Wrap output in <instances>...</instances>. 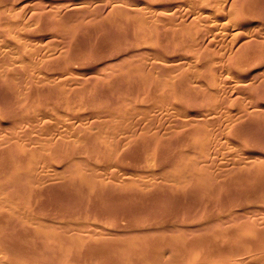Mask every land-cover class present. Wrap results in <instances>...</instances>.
Returning a JSON list of instances; mask_svg holds the SVG:
<instances>
[{
  "label": "rangeland",
  "instance_id": "1",
  "mask_svg": "<svg viewBox=\"0 0 264 264\" xmlns=\"http://www.w3.org/2000/svg\"><path fill=\"white\" fill-rule=\"evenodd\" d=\"M238 2L0 0V129L10 137L17 133L21 145L14 139L13 146H21L15 155L22 157L9 158L11 148L0 132V150L8 149L0 151L7 156L0 157L7 164L1 162L0 171L10 162L29 165L0 174V264H98L96 258L133 264L140 257L146 264H199L207 238L226 251L229 238L237 239L235 244L250 238L236 251L251 250L252 238L264 250V53L257 49L264 44V0ZM227 21L234 26L226 27ZM246 46L258 50L253 49L258 59L246 54ZM63 124L74 126L67 130ZM130 130L134 136L137 130L135 137L126 134ZM35 161L39 173L30 167ZM6 185H22L28 193L18 187L12 193ZM218 231L225 233L220 243L227 248L218 247ZM6 233L16 235L12 242L1 241ZM142 241L163 255L153 259ZM95 243L105 254L100 248L92 253ZM128 253L133 258L127 259ZM158 257L171 259L158 262Z\"/></svg>",
  "mask_w": 264,
  "mask_h": 264
},
{
  "label": "bare ground",
  "instance_id": "2",
  "mask_svg": "<svg viewBox=\"0 0 264 264\" xmlns=\"http://www.w3.org/2000/svg\"><path fill=\"white\" fill-rule=\"evenodd\" d=\"M236 1H237V0H236ZM239 1L241 2V1H244V0H239ZM240 2H238V3H240ZM66 4H67V3H66ZM67 5H68V4H67ZM69 5H70V4H69ZM215 5H216V4H215ZM218 5H219V3H218ZM218 5H217V6H218ZM64 6H65V5H64ZM220 6H221V5H220ZM65 7H67V6H65ZM68 7H69V6H68ZM207 8H209V7H207ZM219 8H220V7H219ZM219 8H218V9H219ZM238 8H239V7H238ZM235 9H237V7H235ZM208 11H209V10H208ZM222 12L224 13V11H222ZM211 13H212V12H211ZM211 13H210V14H211ZM224 15H225V14H224ZM231 15H234V14L231 13ZM209 16H210V15H209ZM239 19H240V18H238V21H240ZM227 20H228V19H227ZM230 20L232 21V19H230ZM234 20H235V19H234ZM228 21H229V20H228ZM228 21L224 23V24H226V27L231 26L232 23L234 24V21H233L232 23H231V21H230L231 24L229 23L230 25L227 26ZM235 22H237V19H236ZM233 24H232V26H234ZM239 24H240V23H239ZM242 26H244V25H241V27H242ZM261 28H262V27H261ZM224 29H225V27H224ZM262 29H263V28H262ZM256 30H257V31H260V29H256ZM256 30H255V31H256ZM255 31H254V33H255ZM263 31H264V29H263ZM260 32H261V31H260ZM254 33H253V34H254ZM255 34H256V36H257V35L259 34V32L255 33ZM255 34H254V36H255ZM261 34H262V32L259 34V38H260V35H261ZM263 34H264V32H263ZM256 36H255V38H256ZM251 37H252V36H251ZM257 37H258V36H257ZM261 37H262V35H261ZM262 38H264V36H263ZM257 39H258V38H257ZM253 40H254V38H253ZM255 40H256V39H255ZM249 41H251V39H249ZM252 42H253V41H252ZM255 43L258 45V44L260 43V41H259V43H257V41H255ZM255 43H254V42L252 43L253 46L255 45ZM249 44H250V43H249ZM250 46H252V45H250ZM250 46H249V47H250ZM258 46H259V48L256 46L257 49H260L261 52L264 53V51L261 49L262 47H264V44H263V45H260V44H259ZM260 46H261V47H260ZM247 48H248V47L246 46V49H247ZM246 49H245V50H246ZM253 49H255V48H253ZM253 49L251 48V50H250V49L248 48V50H250V51L246 50V51H245V52H247L246 54H247V55H248V54L251 55V53H252V55H253V52H254ZM252 51H253V52H252ZM255 51H258V50L255 49ZM239 52H240V51H239ZM243 52H244V51H243ZM257 54H258V56H259V54H261V53L259 52V53H257ZM244 55H245V53H244ZM247 55H246V56H247ZM252 55H251V57H250L251 59H253L252 57H256V58L258 59V57L256 56V52H254V55H253V56H252ZM262 55H263V54H262ZM262 55H261V56H262ZM248 56H249V55H248ZM259 57H260V56H259ZM244 58H245V57H244ZM244 58H243V60L246 61V63H247V61H249V60H247L249 57H247V59H244ZM239 59H241V61L243 62L242 58H239ZM239 59H237V60H239ZM259 59H260V58H259ZM262 59H264V55H263V58H262ZM250 61L252 62L253 60H250ZM250 61H249L248 63H251ZM254 61H255V60H254ZM233 63L235 64L236 62L234 61ZM243 63H245V62H243ZM243 63L240 62V64H243ZM248 63H247V64H248ZM238 64H239V63H238ZM240 64H239V65H240ZM242 66H244V64H243ZM242 66H241V67H242ZM245 66H246V65H245ZM233 78H234V77H233ZM235 80H236V79H235ZM241 85H242V84H241ZM263 88H264V87H262L261 89L263 90ZM261 89H260V91H261V93H263L264 90L262 91ZM258 92H259V91H258ZM262 95H264V94H262ZM25 98H26V97H25ZM32 98H33V97H32ZM60 98H63V97H60ZM60 98H59V99H60ZM30 99H31V97L29 98V100H30ZM72 100H73V99H72ZM19 103H20V102H19ZM69 103H70V101H69ZM20 104H21V103H20ZM69 106H70V105H69ZM27 107H28V106H27ZM70 107H72V106H70ZM200 112H201V111H200ZM202 112H203V111H202ZM208 112H210V111H208ZM213 112H214V111H213ZM213 112H211V113H213ZM202 114H203V113H202ZM202 114L200 113V115H202ZM206 114H207V113H206ZM206 114H205V115H206ZM46 115H47V114H46ZM46 115H45V116H46ZM89 115H90V114H89ZM89 115H86V116L88 117ZM208 115H209V114H207V116H208ZM211 115L214 116V115H216V113H215V114H211ZM86 116H84V117H86ZM48 117H51V116H48ZM80 117H81V116H80ZM46 118H47V117H46ZM74 118L76 119L77 116L74 117ZM90 118H91V117H90ZM93 118H96V117H93ZM204 118H205V116H204ZM210 118H211V117H210ZM81 119H83V117H81ZM144 119H145V118H144ZM144 119H140V120H144ZM205 119H206V118H205ZM213 119H214V118H213ZM78 120H79V119H78ZM78 120H77V122H78ZM83 120H84V119H83ZM140 120H139V122H141ZM147 120H148V119H147ZM147 120H144V121L149 122V121H147ZM153 120H154V119H153ZM153 120H152V122H153ZM201 120H202V119H201ZM203 120H204V119H203ZM79 121H81V120H79ZM208 121H209V120H208ZM215 121H216V120H215ZM68 122H69V121H68ZM142 122H143V121H142ZM142 122H141V123H142ZM202 122H203V121H202ZM202 122H201V123H202ZM205 122H206V120H205ZM69 123H71V122H69ZM73 123H74V122H73ZM80 123H81V125H83L82 123H84V122H80ZM104 123H106V121L103 122L102 124H104ZM141 123H140V125H141ZM149 123H150V125H152L151 122H149ZM149 123H147L148 126H150ZM213 123H215V122L213 121ZM66 124H67V123H66ZM99 124H100V123H99ZM99 124H96V126H98ZM102 124L99 125V126H103ZM107 124H108V122H107ZM142 124H143V123H142ZM144 124H145V123H144ZM154 124H155V123L153 122V125H154ZM156 124H157V123H156ZM202 124H203V123H202ZM207 124H208V122H207ZM207 124L204 123L205 126H206ZM17 125H18L17 122L15 123V126H14V124H13V126L15 127L14 130L19 129V128H18L19 125H18V126H17ZM63 125H64V124H63ZM63 125H62V126H63ZM71 125H72V124H71ZM71 125H70V127H69V125H68V126L66 125L67 127H69V128H66V129L68 130V129H70L71 127L73 128L74 125H72V126H71ZM75 125H76V123H75ZM77 125H79V122L77 123ZM77 125H76V126H77ZM81 125H80V126H81ZM86 125H87V124H85V126H86ZM90 125H91V124H90ZM104 125H105V124H104ZM111 125H112V124H111ZM111 125H110V126H111ZM137 125H138V124H137ZM153 125H152V126H153ZM157 125H158V124H157ZM208 125H209V124H208ZM208 125H207V126H208ZM16 126H17V128H16ZM64 126H65V125H64ZM64 126H63V127H64ZM66 126H65V127H66ZM80 126H79V128H80ZM110 126H109V128L112 127V126H111V127H110ZM117 126H118V125H117ZM145 126H147V125H145ZM152 126H150L151 128L149 127V129H155L154 127L152 128ZM207 126H206V127H207ZM0 127H1V126H0ZM105 127H106V129L108 128L107 126H105ZM125 127H126V126H125ZM125 127H124V128H125ZM129 127H130V126H129ZM129 127L127 126L128 130H129ZM137 127H138V126H137ZM137 127H136V129H137ZM1 128H2V127H1ZM72 128H71V130H72ZM79 128H78V129H79ZM81 128H83V127L81 126ZM87 128H89V127H87ZM102 128H104V126H103ZM118 128H119V127H118ZM127 128H125V129L127 130ZM130 128H131V127H130ZM138 128H139V127H138ZM141 128H144V127L142 126ZM141 128H140V129H141ZM145 128H146V127H145ZM207 128H209V127H207ZM63 129H64V128H63ZM66 129H64V130H66ZM121 129H122V127H121ZM149 129L147 128V129H145V131H146V130L149 131ZM199 129H200V128H199ZM202 129H203V128H202ZM3 130H4V129H3ZM7 130H8V129H7ZM71 130H69V131H71ZM76 130H77V127H76ZM108 130H109V129H108ZM119 130H120V129H119ZM134 130H135V129H134ZM200 130H201V129H200ZM209 130H210V129H209ZM1 131H2V130L0 129V132H1ZM10 131H11V130H10ZM78 131H80V130H78ZM117 131H118V129H117ZM117 131H116V132H117ZM141 131L143 132L142 129H141ZM145 131H144V132H145ZM147 131H146V132H147ZM150 131H151V130H150ZM150 131H149V133H150ZM152 131H155V132H156L157 129L152 130ZM198 131H199V130H198ZM8 132H9V131H8ZM74 132H76V131H74ZM81 132H82V130H81ZM126 132H127L126 134H128L129 132H131V130H130V131H126ZM133 132H135V131H132V132H131V133L133 134V136H132L131 134H130V136L135 137V136H136V133H137V130H136L135 136H134V133H133ZM139 132H140V130H139ZM144 132H143V133H144ZM189 132H191V131H189ZM3 133H4V132H3ZM10 133H12V132H10ZM10 133H9V134H10ZM22 133L24 134L23 131H22ZM22 133L19 132V134H22ZM61 133H63V131H62ZM68 133H69V132H67V134H68ZM70 133H71V132H70ZM82 133H83V132H82ZM82 133H81V134H82ZM151 133H152V132H151ZM153 133H154V132H153ZM158 133H159V132H158ZM197 133H198V132H197ZM210 133H211V132H210ZM210 133H209V134H210ZM7 134H8V133H6V130H5V135H2V132H1V136H2V137L5 136V137H3V139H2L1 137H0V138H1L2 140H5L6 143H8V145L10 146V148H11V150H12V151L10 150V152H11V153H10V154H11L10 156H11V157H9V158H12V157H13L12 155H14L13 160L16 159V157H17V158L19 157L18 161H20V159L22 160V157L19 156L20 154H19L18 156L15 155V154H17L16 152H18V148L21 147V146H20V145H21V144H20V141H18L17 137H16V139H17V141L19 142L18 144H20V145H18L19 147H16L17 144L15 145V147L13 146V142H14V139H15L14 136H15V134L17 135V133H13L14 136L11 134L13 138L10 137V135L7 136ZM146 134H147V133H146ZM192 134H195V133L192 132ZM199 134H200V131H199ZM61 135L66 136V139L69 138V137H67L66 132H65V135H64V134H61ZM72 135H73V133H72ZM72 135H71V136H72ZM128 135H129V134H128ZM200 135H202V134H200ZM17 136H18V135H17ZM68 136H70V135H68ZM74 136H75V135H74ZM152 136H153V139H154V135H153V134H152ZM61 137H62V136H60V138H59L60 140H61ZM144 137H145V136H144ZM75 138L77 139V137H75ZM146 138H147V136H146ZM1 139H0V140H1ZM16 139H15V141H16ZM62 139H63V138H62ZM72 139H73V137H72ZM72 139L70 140V142L72 141ZM76 139H75V140H76ZM102 139H103V138H102ZM129 139H130V138H129ZM129 139H126V140L130 141ZM60 140H59V141H60ZM75 140H73V141H75ZM99 140H101V139L99 138ZM137 140H138V139H137ZM137 140H136V143H137ZM151 140H152V139H151ZM198 140H199V139H198ZM17 141H16V142H17ZM73 141H72V142H73ZM101 141H103V140H101ZM138 141H139V140H138ZM140 141H141V140H140ZM148 141H150V140H148ZM153 141H154V140H153ZM56 142H57V141H56ZM72 142H71V144H72ZM76 142H78V140H76ZM132 142H133V141H132ZM151 142H152V141H151ZM1 143H3V142L1 141ZM45 143H46V142H45ZM65 143H66V142H65ZM80 143H81V142H80ZM127 143H129V142H127ZM152 143H153V142H152ZM14 144H15V143H14ZM51 144H52V143H51ZM51 144L49 143L48 145H51ZM66 144H68V145L71 146V144H69V143H66ZM66 144H64V147H65ZM76 144H77V143H76ZM84 144H86V143H84ZM138 144H139V142H138ZM197 144H199V141H198V143H196L195 145H197ZM2 145H3V144H2ZM8 145H7V146H8ZM22 145H24V144H22ZM60 145H61V144H60ZM88 145H89V142H88V144H86V146L88 147ZM97 145H98V144H97ZM0 146H1V145H0ZM3 146H4V145H3ZM25 146H26V145H25ZM51 146H52V145H51ZM56 146H59V145H56ZM73 146H74V145H73ZM78 146H79V144H78ZM81 146H82V145H80V147H81ZM138 146H140L139 148H141V145H140V144H139ZM206 146H207V145H206ZM26 147H27V146H26ZM46 147H47V146H46ZM54 147H55V146H54ZM60 147H62V146H60ZM80 147H79V148H80ZM89 147H90V146H89ZM91 147H92V146H91ZM98 147H99V146H98ZM110 147H111V146H110ZM134 147H135V145H134ZM134 147H132V150H133ZM198 147H199V145H198ZM16 148H17V149H16ZM27 148H28V147H27ZM52 148H53V147H52ZM72 148H73V147H72ZM77 148H78V147H77ZM81 148H82V147H81ZM94 148H95V147H94ZM136 148H137V147H136ZM6 149H7V147H6ZM6 149H5V150H6ZM13 149H14V150L16 149L17 151L15 150V152H14ZM53 149H55V148H53ZM53 149H52V150H53ZM56 149H57V148H56ZM60 149H61V148H60ZM64 149H65V148H64ZM69 149H70V148H69V146H68V150H69ZM75 149H76V148H75ZM95 149H97V147H96ZM95 149H94V150H95ZM102 149H103V147H102ZM3 150H4V148H3ZM5 150H4V151H5ZM7 150H8V149H7ZM20 150H21V148H20ZM52 150H51V151H52ZM57 150H58V149H57ZM66 150H67V149H66ZM78 150H80V149H78ZM89 150H91V149H89ZM196 150L198 151L197 148H196ZM204 150H206V148H205ZM0 151L4 153V151H2V150H0ZM48 151H50V149H49ZM53 151L55 152L56 150H53ZM58 151H60V150H58ZM76 151H77V150H76ZM81 151H82V150H81ZM96 151H97V150H95V152H96ZM101 151H102V150H101ZM1 152H0V153H1ZM7 152H8V151H6L5 153L7 154ZM19 152L21 153V151H19ZM19 152H18V153H19ZM56 152H57V151H56ZM72 152H74V150H73ZM113 152H114V149H113ZM13 153H14V154H13ZM26 153H27V150H26ZM51 153H52L51 155H53V152H51ZM60 153H61V152H60ZM60 153H59V154H60ZM62 153H64V151H63ZM77 153H79V151H78ZM90 153H91V151H90ZM92 153H93V152H92ZM96 153H97V152H96ZM110 153H111V155H114V154H115V153L112 154V152H109V154H110ZM6 154H5V155H6ZM59 154H58V152H57V155H59ZM98 154H99V153H98ZM7 155H8V154H7ZM26 155H28V154H26ZM60 155L62 156V154H60ZM64 155H66V154H64ZM64 155H63V157H64ZM122 155H124V154H122ZM2 156H4V154L1 153L0 157L3 158ZM15 156H16V157H15ZM21 156H23V155H21ZM98 156H99V155H98ZM108 156H109V155H108ZM5 157H7V156H4V158H5ZM99 157H100V156H99ZM101 157H102V156H101ZM109 157H110V156H109ZM1 158H0V159H1ZM23 158H25V157H23ZM43 158H44V157H42V158L40 157V159H43ZM111 158H112V157H111ZM124 158H125V157H124ZM27 159H28V157H26L25 160L28 161ZM33 159H34V158H32V160H33ZM44 159H46V157H45ZM99 159H100V158H99ZM2 160H3V161H2ZM2 160H0V163L2 162V163H4V164H6L5 161H4V159H2ZM7 160H8V159H6V161H7ZM9 160H11V159H9ZM9 160H8V162H9ZM23 160H24V159H23ZM25 160H24V161H25ZM47 160H48V158H47ZM100 160H101V159H100ZM105 160H106V159H105ZM11 161H12V160H11ZM16 161H17V159H16ZM16 161H15V162H16ZM18 161H17V162H18ZM24 161H23V162H24ZM123 161H124V159H123ZM23 162H19V163L22 164ZM37 162H38V161H37ZM37 162H36V161L33 162V166L30 165V167L33 169L34 165L37 164ZM13 163H14V162H13ZM13 163H12V165H13ZM4 164H3V165H0V168H1V166H4ZM15 164H16V163H15ZM24 164H25V166L27 165L26 163H23L22 165L24 166ZM29 164H30V163H29ZM6 165H7V164H6ZM12 165H11V162H10L9 165H8V166H5V167H6V169L10 168V166H11V168H13V167H15V168H18V167H19L20 169H21V168H22V169L25 168V167H23V166H21V165H20V166H16V165H19V164H16L15 166H12ZM27 166H29V165H27ZM27 166H26V168H27ZM7 167H8V168H7ZM30 167H29V168H30ZM11 168H10V169H11ZM15 168H14V169H15ZM1 169H2V168H1ZM1 169H0V170H1ZM3 169H4V168H3ZM3 169H2V170H3ZM6 169H5L4 171H6ZM10 169H9V170H10ZM14 169H13V170H14ZM32 169H31V170L28 169V174H29V177H30V178H31V177L35 178V177H37L36 174L33 175V176L30 175V173L33 174V173H32ZM15 170H16V169H15ZM24 170H25V169H23V171H24ZM4 171H2V172L0 171V174L3 173ZM29 171H31V172L29 173ZM35 171H36V170H35V167H34V173H39L38 171H37V172H35ZM6 172H7V171H6ZM9 173H10V172H9ZM24 173H25V172H24ZM24 173L22 174V172H21L20 174H22L23 176H24V175L26 176L27 173H25V174H24ZM4 174H6V173L4 172ZM20 174H19V175H20ZM4 176H5V175H4ZM4 176H3V177H4ZM6 176H7V174H6ZM34 176H35V177H34ZM39 176H40V175H39ZM39 176H38V177H39ZM52 176H53V175H51V177H52ZM26 177H28V175H27ZM48 177H49V179H51L49 174H48ZM48 177H47V176L45 177L46 180H48V179H47ZM6 178H7V177H6ZM18 178H19V176H18ZM18 178H17V179H18ZM41 178H42V177H41ZM41 178H38V179L40 180ZM53 178H55V175L53 176ZM53 178H52V179H53ZM57 178H59V177H57ZM1 179H2V178H1ZM8 179H9V178H8ZM12 179H13V178H12ZM20 179H21V178H20ZM22 179L26 180L25 177L22 178ZM22 179H21V180H22ZM38 179H37V181H39ZM14 180H16V179L14 178ZM24 180H23V181H24ZM27 180H29V178H27ZM31 180L34 181V179H31ZM53 180H54V179H53ZM55 180H56V179H55ZM1 181H3V179H2ZM1 181H0V182H1ZM18 181L20 182V184L22 183L20 180H18ZM35 181H36V178H35ZM14 182H15V181H14ZM10 183H11V181H10ZM26 183L28 184L29 182L26 181ZM30 183L33 184V182H30ZM30 183H29V184H30ZM38 183H39V182H37L36 185H40V184H38ZM2 184H3V183H2ZM12 184H13V183H12ZM16 184H17V180H16ZM27 184H26V185H27ZM34 184H35V183H34ZM125 184H126V183H125ZM4 185H5V184H4ZM7 185H8V182H7ZM7 185H6V187H7ZM23 185H24V187H25V184H24V183H23ZM0 186H1V185H0ZM21 186H22V185H20V188H19V185H17V186H15V185L13 186V185H12V187H10V185H9L7 188H12V190H11V189H8V190H9V191L11 190V192L13 193V190H15V189H13V187H14V188H15V187H18V189H19V193H20V192H23V191H21V189L23 188V187H21ZM28 186H29V185H27V187H25V188L28 189ZM34 186H35V185H34ZM3 187L6 188L5 186H3ZM7 188H6V189H7ZM25 188H23V190H26V192L28 193V190H29V189L27 190V189H25ZM1 189H2V186H1ZM68 189H69V188H68ZM97 189H98L97 192H99V191H100V190H99L100 188H97V187H96V190H97ZM102 190H103V189H102ZM0 191H2V190H0ZM3 191H4V190H3ZM5 191H6V190H5ZM5 191H4V192H5ZM15 191L17 192V190H15ZM15 191H14V192H15ZM33 191H36V190H33ZM7 192H8V191H7ZM16 192H15V193H16ZM26 192H25V194H26ZM39 192H40V191L35 192V194L38 193L37 195L41 196L42 194H40ZM41 192H42V191H41ZM106 192H107V191L105 190L103 193H106ZM19 193H18V195H19ZM129 193H130V192H129ZM131 193H136V192L134 191V192H131ZM131 193H130V194H131ZM142 193H143V192H142ZM1 194H2V192H1ZM1 194H0V195H1ZM10 194H11V193H8V195H10ZM25 194H23V196H25ZM99 194H100V192H99ZM125 194H126V196L128 195L127 191H126ZM125 194H124V195H125ZM138 194H140V193L138 192ZM143 194H144V193H143ZM2 195H3V194H2ZM2 195H1V196H2ZM4 195H5V194H4ZM11 195H12V194H11ZM11 195H10V196H11ZM13 195H15V194H13ZM21 195H22V193H21ZM26 195H27V194H26ZM97 195H98V193H97ZM144 195H145V194H144ZM15 196H16V195H15ZM32 196H33V195H32ZM99 196H101V195H99ZM113 196H114V195H112V197H113ZM128 196H129V195H128ZM7 197H8V196H7ZM12 197H13V196H11V198H12ZM26 197L28 198V195H27ZM101 197H104V195L101 196ZM129 197H130V196H129ZM129 197H128V198H129ZM132 197H133V196H132ZM132 197H131V198H132ZM134 197H135V195H134ZM139 197H140V198H139ZM146 197H148V196H146ZM11 198H10V199H11ZM24 198H25V197H23V199H24ZM33 198H34V196H33ZM35 198H39V197L36 196ZM42 198H43V196H42ZM137 198H138L139 200H141V198H143V195L137 196ZM137 198H136V200L139 202V200H138ZM144 198H145V196H144ZM2 199H3L2 202H4V201L7 202V201H6V198H2ZM7 200H8V199H7ZM11 200H13V199H11ZM11 200H10V201H11ZM16 200H17V199H15V200H13V201H16ZM31 200H32V199H31ZM132 200H133V198H132ZM142 200H143V199H142ZM144 200H145V199H144ZM8 201H9V200H8ZM25 201H26V198H25ZM32 201L35 202V199H33ZM32 201H31V202H32ZM39 201H40V199H39ZM0 202H1V200H0ZM34 202H32V203H34ZM133 202H134V200H133ZM133 202H132V203H133ZM135 202H136V201H135ZM138 202H136V203H138ZM141 202H143V201H141ZM9 203L11 204L12 202H9ZM23 203H24L23 205H25V202H23ZM139 203H140V202H139ZM0 204H1V203H0ZM10 204H9V205H10ZM4 205H5V207H7V208L9 207V208H8V209H9L8 211H11V208H10V206H8V204H5V203H4ZM6 205H7V206H6ZM12 205H13V204H12ZM14 205H15V204H14ZM20 205H21V202H20ZM23 205H22V206H23ZM138 205H139V204H138ZM0 206H1V205H0ZM32 206H33V204H32ZM136 206H137V205H136ZM35 207H36V206H35ZM3 208H4V207L2 206V209H3ZM20 208L23 209V207H21V206H20ZM131 208H133V206H132ZM24 209H25V208H24ZM24 209H23V210H24ZM5 210H6V209H5ZM17 210H18V208H17ZM17 210H15V211L17 212ZM19 210H20V209H19ZM132 210H133V209H132ZM13 211H14V210H13ZM26 211H27V210H26ZM130 211H131V210H130ZM18 212H19V211H18ZM124 212H126V211H124ZM124 212L122 211V213H124ZM20 213H22V211H21ZM122 213H121V214H122ZM126 213H127V212H126ZM126 213H124L123 216L119 213V214H120L119 216L125 218L124 215H126ZM133 213H134V212H133ZM25 214L28 215L27 212H26ZM127 214H128V213H127ZM131 214H132V213H131ZM117 216H118V215H117ZM119 216H118V217H119ZM134 216H136V214H134ZM121 217H120V218H121ZM0 218H1L0 222H3V221H2V217H0ZM123 218H122V222L124 221ZM131 218H132V217H131ZM133 218H134V217H133ZM137 218H138V217H137ZM113 219H114V217H113L111 220H113ZM127 219H128V218H127ZM127 219H126V220H127ZM134 219L136 220V218H134ZM134 219H133V220H134ZM114 220H115V219H114ZM116 220H117V218H116ZM116 220H115V221H116ZM119 220H120V219L118 218L117 221H119ZM137 220H138V219H137ZM120 222H121V221H120ZM120 222H118V223H120ZM124 222H125V221H124ZM131 222H132V221H131ZM134 222H135V221H134ZM134 222H133V223H134ZM112 223H115V222L113 221ZM112 223L110 224L111 226H112ZM125 223L128 224L129 222L126 221ZM116 224H117V223H115V226H116ZM127 224H126V225H127ZM113 225H114V224H113ZM130 225H131V224H128V227H129V228H130ZM123 226H125V224H124ZM251 226H252L251 229H252V228H253V230L256 229L253 225H251ZM120 227H121V226H119V228H120ZM131 227H132V225H131ZM115 228H116V227H115ZM254 228H255V229H254ZM94 229H95V228H94ZM102 229H103V228H102ZM111 229H112V228H111ZM261 229H262V228H261ZM25 231H28V229H27V230H24V232H25ZM94 231H95V230H93V232H94ZM104 231L107 232L106 230H104ZM104 231H102L101 234H103ZM108 231H109V230H108ZM93 232H92V234H91L92 236H93ZM96 232H97V230H96ZM98 232H100V231H98ZM218 232H219V234H218ZM218 232H216V234H215V235H217V236L220 235V237H219V239H218V240H219L218 247H224V248H227V246H226V247L223 246V245H225L226 243L223 244V245L220 243V242L222 241L221 238L225 235V233H224V235H223L222 233H220V231H218ZM16 233L19 234V232H15V234H16ZM228 233H229V232H228ZM234 233H235V232H234ZM238 233H239V232H238ZM256 233H258V232H256ZM0 234H1V233H0ZM6 234H7V235L10 234L9 236H10V237L12 236V238H10V237L6 238L7 235L5 236V235L3 234V235H4V236H3V239H4V237H5V239H4V240H1L2 242H4L6 239H7V240L10 239V242H12V240H13V236L15 237L16 235H18V234L15 235L14 233H6ZM11 234H12V235H11ZM13 234H14V235H13ZM89 234H90V233H89ZM95 234H96V233H95ZM95 234H94V235H95ZM98 234H99V233H98ZM101 234H99L98 236L96 235V236H97V237H100ZM221 234H222V235H221ZM231 234H233V232L230 233V236H233V235H231ZM239 234H240V233H239ZM239 234H237V237H236V238H238L239 236H242L241 234H240V235H239ZM25 235H27V234H25ZM41 235H42V237H44L43 234H41ZM106 235H107V233H106ZM109 235H110V233H109ZM215 235H214V236H215ZM227 235H228V234H226V237L228 238ZM234 235H235V234H234ZM238 235H239V236H238ZM258 235H259V234H258ZM1 236H2V235H1ZM87 236H88V235H87ZM92 236H91V237H92ZM102 236L105 237L104 235H102ZM107 236H108V235H107ZM107 236H106V238H107ZM221 236H222V237H221ZM235 236H236V235H235ZM53 237H54V240L56 241L55 236H53ZM233 237H234V236H233ZM258 237L260 238L261 236H258ZM258 237H256V238H258ZM1 238H2V237H1ZM64 238H65V239H63V241L66 240L67 237H64ZM210 238H211V237H210ZM11 239H12V240H11ZM144 239H147V238H144ZM208 239H209V238H207V240H208ZM240 239H241V240H240ZM240 239H239V243H241V242L244 241V240L246 241V239L250 240V238H244V237H243L244 240L242 239V237H240ZM260 239H261V238H260ZM52 240H53V238H52ZM67 240H69V239L67 238ZM67 240H66V241H67ZM97 240H98V239H97ZM142 240H143V239H142ZM148 240H150V239H148ZM207 240L204 239L205 244H206V243L208 244V246L206 247L207 250H205L204 247H203V250L200 249V254L202 253L201 256L203 255V252L206 251L205 254L202 256V257H203L202 260H203V259L205 260V261H204V264H264V250H263V248H262V247H263V244L261 245L262 247L260 246L261 243H260V244L258 243L259 245L255 244V243L258 242L256 239H255V240H256L257 242H255V240H253L252 238H251V242L247 240V242L251 243V245H252V249L249 250V251H245V250H243L242 248H239V250L236 251V250H235V247L238 246V245H240V244H239V243H236V244H237V245H236L235 243H233V240H234V241L237 240V239H235V238H233L232 241H231L230 238L228 239V241H227V239H226V241L228 242V248H229L228 251H226V250L223 249V248H215V244H216V243H214V244L212 243V244H213V245H212V244L208 243L210 240H209V241H207ZM229 240L234 244V246L232 245V247H234V250H232L231 245L229 246V244H232V243H229ZM252 240L254 241L253 243H252ZM89 241H91V239H90ZM98 241H99V240H98ZM206 241H207V242H206ZM214 241H215V240H213V242H214ZM240 241H241V242H240ZM5 242L8 243L9 241H5ZM92 242H93V241H92ZM92 242H91V243H92ZM99 242H102L101 239H100ZM99 242H98V243H99ZM103 242H104V241H103ZM103 242H102V243H103ZM236 242H238V241H236ZM63 243H66V242L64 241ZM93 243H94V242H93ZM142 243H143V244L145 243V245H146L145 247L148 246V248H146V249L149 250V252H147V254L149 255L150 252H151L150 255L154 253L153 255H151V257H152V256L154 257V255H156L155 253H157V252H155L153 249H152V251H151V248L149 249V246H151V245H150L151 243H149V241H148V244H149V245H147V243L144 242V241H142ZM222 243H224V242L222 241ZM68 244L71 245V243H69V241H68ZM68 244L66 243V245H68ZM85 244H87V243H85ZM100 244H101V243H100ZM135 244L137 245V244H139V243H135ZM207 244H206V245H207ZM209 244L212 245L215 249H213V247H211ZM219 244H221L222 246L219 245ZM92 245H93L92 247L95 248V247H98L99 244L95 243V244H92ZM94 245H96V246H94ZM132 245H133V244H132ZM242 245H243V244L241 243V245H240L239 247H243V246L245 245V243H244L243 246H242ZM246 245H247V243H246ZM246 245H245V246H246ZM253 245H254V246H253ZM84 246L86 247V245H84ZM88 246H89V245H88ZM88 246H87V247H88ZM90 246H91V245H90ZM138 246L140 247V245H138ZM138 246H137V247H138ZM209 246H210V248H212V249H208ZM247 246H248V245H247ZM78 247H79V246H78ZM87 247H86V248H87ZM131 247H132V246H131ZM131 247H130V249L132 250V248H134V247H132V248H131ZM141 247L143 248L142 244H141ZM86 248H84L83 250H86V251H87L88 248H87V249H86ZM94 248H92L93 250L90 248V252H91V250H92V253H93V252H96L95 250L97 249V251H98L99 248H100V252H103V251L101 250V249H102L101 246L98 247V248H95V249H94ZM243 248H244V247H243ZM246 248L248 249V247H246ZM46 249H47V248H46ZM78 249H79V248H78ZM78 249H77V251H78ZM237 249H238V247H237ZM83 250H82V251H83ZM128 250H129V249H128ZM201 250H202L203 252H201ZM204 250H205V251H204ZM231 250H232V251H231ZM132 251H135V252H133L132 254H134V253L136 254V253H137V250H135V248H134V250H132ZM132 251L129 250V253H131ZM163 251H164V250H163ZM196 251L198 252V250H195L194 252H196ZM79 252H80V251H79ZM79 252H78V253H79ZM83 252H85V251H83ZM98 252H99V251H98ZM98 252H97V253H98ZM100 252H99V253H100ZM194 252H193V254H195ZM54 253H55V252H54ZM78 253H77V254H78ZM103 253H104V252H103ZM103 253H102V254H103ZM129 253H128V254H129ZM159 253H160V256L163 255V254H161V253H162V250H161L160 252L157 253V256H159V255H158ZM163 253L166 254L165 251H164ZM253 253H255V254L253 255ZM51 254H52V253H51ZM55 254H56V253H55ZM94 254H96V253H94ZM104 254H105V253H104ZM110 254H111V253L108 252V254L105 255V257H106V256H107V257H110ZM128 254H127V256H128ZM78 255H79V254H78ZM96 255H98V254H96ZM150 255H149V256H150ZM190 255H192V252L188 255V258H189V257L191 258ZM98 256H99V255H98ZM100 256H103V255L100 254ZM157 256H155V257H157ZM201 256H200V258H198V259H200V260H198V261H199V264H200V261H201ZM78 257H79V256H78ZM128 257H129V258H127V259H131V258H133L132 256H130V254H129ZM134 257H136V256H134ZM139 257H140V256H139ZM151 257H147V258H151ZM153 257H152V258H153ZM192 257H193V255H192ZM76 258H77V257L72 258V259H76ZM111 258H112L111 260H113V257H112V256H111ZM137 258H138V255H137ZM141 258L143 259V258H145V257H140V260H141ZM147 258H146V259H147ZM163 258H164V257H163ZM163 258L159 259V257H158L159 260H158L157 258H156V259L158 260V262H160V260H164V261H169V262H170V260H169L170 257L167 258V259H166V258L163 259ZM190 258H189V260H190ZM72 259H70V260H72ZM96 259H97V258H96ZM96 259H95L93 262L97 261V262H99L98 264H103V263H100V260H99V259H97V260H96ZM134 259H135V258H134ZM134 259H133V260H134ZM138 259H139V258H138ZM153 259H154V258H153ZM156 259H155V260H156ZM165 259H166V260H165ZM170 259H171V258H170ZM92 260H93V259H92ZM108 260H109V259H108ZM133 260H132V263L134 264V261H133ZM135 260H136V259H135ZM140 260H139V261L136 260L138 264H142L143 261H144L145 259H143L142 262H141ZM150 260H151V259H149V261H150ZM157 260H156V261H157ZM187 260H188V259H187ZM38 261H43V260H38ZM68 261H69V260H68ZM73 261H74V260H72L71 262H73ZM75 261H76V260H75ZM114 261H115V260H114ZM114 261H109V262H111V263H109V264H113ZM123 261L125 262L124 264H128V263H126L125 259H124ZM123 261H122V262H123ZM145 261H146V260H145ZM171 261H172V260H171ZM115 262L117 263V261H115ZM115 262H114V264H116ZM122 262H120V263L123 264ZM127 262H128V260H127ZM139 262H140V263H139ZM188 262H189V261H188ZM201 262H202V261H201ZM33 263H34V262H33ZM49 263H50L49 261H48V262H45V264H49ZM68 263H69V262H68ZM73 263H74V262H73ZM82 263H83V262H82ZM89 263H90V262H89ZM120 263H119V264H120ZM137 263L135 262V264H137ZM150 263H151V262H150ZM164 263L166 264V262H164ZM202 263H203V262H202ZM50 264H53V263H50ZM78 264H79V263H78ZM86 264H87V262H86ZM93 264H94V263H93ZM104 264H105V263H104ZM143 264H146V263H143ZM152 264H153V262H152ZM154 264H157V263H154ZM158 264H159V263H158ZM167 264H168V263H167ZM187 264H189V263H187ZM196 264H197V262H196Z\"/></svg>",
  "mask_w": 264,
  "mask_h": 264
}]
</instances>
